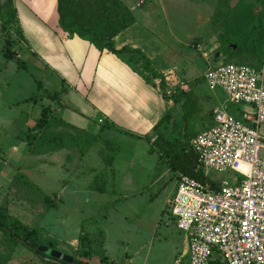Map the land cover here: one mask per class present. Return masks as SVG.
I'll return each mask as SVG.
<instances>
[{
    "label": "rangeland",
    "instance_id": "obj_1",
    "mask_svg": "<svg viewBox=\"0 0 264 264\" xmlns=\"http://www.w3.org/2000/svg\"><path fill=\"white\" fill-rule=\"evenodd\" d=\"M237 1L239 0H145L141 7L134 8L133 16L137 17V23L129 30L131 33L140 34L141 43L149 39L160 50L159 64L163 71L161 75L165 96L173 95L178 89H189L193 90L192 93L195 91L200 98L206 97L208 100L204 98L203 110L201 109L197 119L188 122L184 127L180 120L179 106H172V109L167 110V101L160 98L158 81L156 86L159 94L147 83L149 86L145 93L151 99L158 97L160 114L167 110L169 116L168 120H161L148 133V138H152L153 142L142 140L144 133L131 129L132 125H116L111 121L108 125L114 128L109 129L118 133L112 139L102 138L99 131L94 129L81 135L72 134L75 138H80L77 148L82 154L90 148L85 146L91 145L90 157L94 161L92 164L99 166L96 168L98 171L103 168L98 151H107V145L117 149L105 153L114 157L112 176H107L105 196L91 192L87 187L85 190L82 186L77 191H73L71 186L68 187L69 191H61L63 181L72 180L71 174L74 172H80V176L87 179V185L95 175L91 176L86 171V162H81L84 163L81 167L73 160L80 157L76 155L79 153L76 148V151H71L73 158L68 161L67 167H57L54 175L49 178L45 167L44 173H41V167L32 163L31 154L36 150L22 151L20 138L25 143V127L38 118L40 108L48 103L40 95L59 92V80L42 65L36 67L34 59L23 50H20V61L11 60V64L4 68V60L0 55V117L12 122V136H15V132L22 131L17 140H14L16 143H13L21 151L19 159L6 156V137L0 135V205L5 201L12 217L29 227H38L43 240H58L60 243L56 250L71 257L74 256L77 235L81 230L90 236L99 233L104 255L115 264H180V259L181 264H185L180 243L182 234L175 229L169 213L175 180L180 173L169 168L172 158L166 157L164 152L174 150L173 153H176L180 146L190 152L185 135L196 134L207 125L210 121L207 113L215 107L224 103L229 106L221 90L207 89L202 79L207 68L224 63L253 65L250 59L230 58L217 51V37L225 25L224 20L229 19L225 13L226 8L232 7ZM242 3L247 5L248 11L258 9L255 0H242ZM139 10H147L148 14L142 16ZM239 12L241 15L242 9ZM1 45L0 39V47ZM14 48L19 51L15 44ZM214 52L218 53L215 59L212 57ZM262 59L264 61V56ZM22 60L24 68L18 66ZM143 75L150 82L151 77L145 73ZM27 98L33 99L26 100ZM169 102L171 105L178 104ZM118 129L128 131L119 132ZM259 133L264 135V125L259 126ZM92 140L93 143L90 144ZM170 155L171 153L168 154ZM71 164L73 168L70 169ZM15 172L23 173L31 182L40 183L44 192L57 206L56 209L48 213L40 201L31 195L23 197L20 192L11 188L10 181ZM28 174H31L30 177H27ZM210 174L217 178L223 177L222 174ZM110 193L114 196L109 197ZM85 198L87 203H84ZM114 198L116 199L112 205H108ZM70 241L71 245L64 244ZM57 244L56 242V246ZM128 259L130 263L127 262ZM0 264L44 263L18 245L8 258H3L0 253ZM92 264H97L96 259Z\"/></svg>",
    "mask_w": 264,
    "mask_h": 264
},
{
    "label": "trees",
    "instance_id": "obj_2",
    "mask_svg": "<svg viewBox=\"0 0 264 264\" xmlns=\"http://www.w3.org/2000/svg\"><path fill=\"white\" fill-rule=\"evenodd\" d=\"M255 2L258 7L256 11H248L247 5L243 4L242 0L237 1L230 8L227 7L225 13H227L229 19L228 21L223 19L225 25L217 37L218 52L228 55L230 58L250 59L253 63V65H250L252 67H258L262 63L264 56V0H255ZM240 9H242L241 15ZM55 11L56 24L64 39L75 36L86 41L98 52L104 50L111 53L134 71L138 67L140 77L146 83L150 82L144 77V73L151 77L150 80L158 79L161 98L165 101L180 104V120L183 126L185 127L188 122L197 119L201 109L191 90L178 89L173 95L165 96L163 76L155 72L151 66V61L139 49L129 46H121L118 49L113 47L112 38L134 22L130 10L121 0H55ZM0 37L2 41L0 47L1 57L5 60L17 62L18 59H16V54L13 51L14 44L16 45L20 41H23V38L17 27L16 11L12 0H0ZM18 66L20 67V63ZM63 92L64 89H61L59 92L42 93L40 96L48 99L54 105L64 108V105L58 99L59 95ZM33 98H27L26 100ZM228 105L227 112L236 117L239 116L240 107L233 104ZM207 117L210 119L207 124L209 126L212 118L211 112L207 113ZM163 119H169L167 113L162 116L160 121ZM56 121L51 116L48 107L40 109L38 118L31 127L25 130L24 139L28 152L34 150L46 151L49 145H54L60 149L71 145L79 151L77 146L80 138H75L63 131L54 130V122ZM160 121L153 125L152 130L158 126ZM105 128L114 127L102 123L99 125L98 130L100 132ZM193 136L195 134L185 135L186 143ZM142 139L150 142L148 135H144ZM92 143L93 140L90 144ZM85 147L89 148L91 145ZM114 151H117V149L111 148L108 151H98L103 168L93 176L91 182L87 185L88 190L100 194L105 193L107 176H112V160L114 158L112 155L108 156L105 153ZM148 151H151V149ZM173 151L166 150L164 152L166 157L172 158L169 168L177 170L180 174L189 176L201 184L208 185L209 188L214 187V182L209 180L208 176H203L201 171H194L195 156L191 151H185L181 146L176 153H173ZM82 153L79 151L80 156ZM169 153H171L170 156H168ZM10 187L20 192L23 197H30L31 195L32 198L40 201L46 210L55 207L52 198L44 194L20 172H15L10 181ZM5 203L4 201L0 205V253L3 258H8L16 246L19 245L33 253L44 264H67L37 251L38 246L56 250L55 240H43L38 227H29L15 217H12L7 210V203ZM98 234L90 236L87 233L81 232V230L78 232L76 248L72 257L73 261L70 264H92V261L95 259L97 264H115L104 255V251L101 248V238ZM184 257L185 264H188L187 257ZM178 262L181 264L182 259ZM208 264L224 263L215 257Z\"/></svg>",
    "mask_w": 264,
    "mask_h": 264
},
{
    "label": "built area",
    "instance_id": "obj_3",
    "mask_svg": "<svg viewBox=\"0 0 264 264\" xmlns=\"http://www.w3.org/2000/svg\"><path fill=\"white\" fill-rule=\"evenodd\" d=\"M202 79L208 90H221L227 104L239 106L240 114H229L225 103L215 107L211 124L189 140L194 171L215 185L178 174L170 216L187 237L188 264L215 257L224 264H264V61L258 67L216 64Z\"/></svg>",
    "mask_w": 264,
    "mask_h": 264
},
{
    "label": "crops",
    "instance_id": "obj_4",
    "mask_svg": "<svg viewBox=\"0 0 264 264\" xmlns=\"http://www.w3.org/2000/svg\"><path fill=\"white\" fill-rule=\"evenodd\" d=\"M121 1L130 10L132 16L134 15V8L141 7L145 2V0ZM12 2L16 11L17 27L23 38V41L16 44L19 51L16 50V48L13 49L16 58H18V60L21 59L20 50H23L26 54H29L30 58L34 59L36 67H41L42 65V67H45L56 76L59 80V91L64 89V92L60 94L58 98L64 105V108L53 105L51 101L40 96L48 102L41 108L48 107L51 116L57 120L54 122V130H61L71 136L72 134L81 135L86 132H92L93 129L98 130L99 125L102 123L108 125V123H110L109 121H111L116 125H125L126 123L127 126L132 125L131 129L137 130L138 133H144L143 135L146 136L152 130L153 125L160 121L162 116L167 113V110L172 109V106L180 105L179 103L177 105H171V103L167 101L165 102L167 110L163 114H160L161 108L158 97L155 96L154 99H151V96L145 93L147 91L146 88L149 86L148 84H151L155 88V92L159 94L156 86L158 79H151L150 83L147 84L140 77V71L137 69L138 67H136L137 70L134 71L111 53L104 50L98 52L86 41L75 36L64 39L56 24L55 0H12ZM139 11L142 16L148 14L147 10ZM136 18L137 17L134 18V23L132 25L112 38L113 47L118 49L121 46H129L139 49L151 61V66L155 72L163 74L162 69H160L161 65L159 64V57L161 55L160 50L156 48L154 44L152 45L149 39H145V41L141 43L140 34L131 33L129 30L137 23ZM144 37L146 36L144 35ZM145 44L151 46H145ZM16 51H18V53H16ZM3 60V68L11 64V61ZM20 67L24 68L23 60L21 61ZM193 94L197 99L198 106L203 110V100L204 98L208 100V98H200L195 91ZM49 102H51V105ZM98 120L101 122H98ZM33 123L26 126L25 130L31 127ZM206 126L207 125H204V127ZM204 127H202V129ZM11 129H13L12 122L9 120L6 121V118L3 119L0 117V135L6 137L5 140L7 141L4 147V153L7 157L19 159L21 156L19 153L21 151H19L18 147H15L13 143H16L14 140L21 135L22 131L15 132V136H12L13 132H11ZM118 130L121 131L120 129ZM125 131L122 130L121 132ZM114 134L116 136L118 133L108 128L99 132L102 138L106 137L107 139H112ZM21 139L23 138H20V144H23L21 146L23 147L22 151L26 152L27 146L25 143L21 142ZM152 140L151 138L150 142ZM106 148H108L107 151L111 149L108 145ZM89 149L92 150L91 147ZM89 149H86L81 156L79 153L76 154L80 157L74 158L73 160L77 161L78 166L81 167L84 166V163L81 162H86L87 165L85 169L93 176L98 172L96 168L99 166H94L92 164L94 161L90 157ZM72 150L76 151L71 145L64 146L61 149L56 148L54 145H49L46 150L47 152L40 150L34 151L31 154V160L35 166L41 167V170L38 169L41 173H44L43 167H45L47 170L46 174L49 178L54 175L57 167L62 168L64 165L67 167V164L73 158L71 155ZM97 159H99L98 156ZM72 165L73 164L69 167L70 169L73 168ZM65 172L67 174V170ZM30 175L31 174H28L27 177H30ZM71 175L73 179L69 181L64 180L62 186H60L61 191H69V186L72 187L73 191L80 190V186L87 190V179L80 176V172H74ZM40 177H42V175H40ZM32 183L46 194L40 183L36 181ZM96 194L100 195V193ZM54 195H56V197L60 196L57 194ZM101 195L105 196L107 194L104 193ZM113 196L114 194L110 193L109 197ZM85 199L86 201H84V203H87V198ZM115 199L116 198L109 201L108 205H112ZM56 207L57 206L52 209L54 210ZM52 209H49L47 212L49 213ZM180 234H182L180 240L183 248L182 254L187 257V237L184 233L180 232ZM55 242L58 243L56 247H59L60 242L58 240H55ZM64 244L71 245L72 243L70 241ZM129 261L128 259L127 262L130 263Z\"/></svg>",
    "mask_w": 264,
    "mask_h": 264
},
{
    "label": "water",
    "instance_id": "obj_5",
    "mask_svg": "<svg viewBox=\"0 0 264 264\" xmlns=\"http://www.w3.org/2000/svg\"><path fill=\"white\" fill-rule=\"evenodd\" d=\"M218 53L217 52H214L212 57L213 59H215L217 57ZM37 251L43 253L44 255L47 254L49 257L55 259V260H59V261H62L63 263H67V264H70L72 263L73 261V258L66 255V254H62L60 253L59 251H56V250H50L44 246H38Z\"/></svg>",
    "mask_w": 264,
    "mask_h": 264
}]
</instances>
